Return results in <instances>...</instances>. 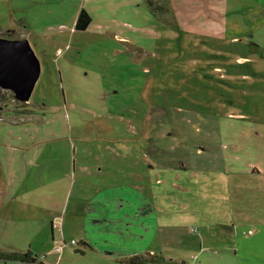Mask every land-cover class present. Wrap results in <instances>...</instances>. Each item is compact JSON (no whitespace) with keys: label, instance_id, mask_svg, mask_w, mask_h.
Listing matches in <instances>:
<instances>
[{"label":"rangeland","instance_id":"obj_1","mask_svg":"<svg viewBox=\"0 0 264 264\" xmlns=\"http://www.w3.org/2000/svg\"><path fill=\"white\" fill-rule=\"evenodd\" d=\"M152 1L0 0L40 63L32 105L0 100V188L30 191L0 201L1 252L264 264V0Z\"/></svg>","mask_w":264,"mask_h":264},{"label":"water","instance_id":"obj_2","mask_svg":"<svg viewBox=\"0 0 264 264\" xmlns=\"http://www.w3.org/2000/svg\"><path fill=\"white\" fill-rule=\"evenodd\" d=\"M40 75V63L26 39L0 38V88L27 103Z\"/></svg>","mask_w":264,"mask_h":264},{"label":"crops","instance_id":"obj_3","mask_svg":"<svg viewBox=\"0 0 264 264\" xmlns=\"http://www.w3.org/2000/svg\"><path fill=\"white\" fill-rule=\"evenodd\" d=\"M132 0H130L131 2ZM81 10H84L85 12H87L90 16V23L91 21L93 20V12L91 9L88 8V6H81L80 9L78 10L79 12ZM76 15H74L73 19L71 20V22H69L68 25L64 26L63 24H58L57 27L60 29V30H63V29H66L70 34H74L76 32L75 28H74V24H75V20H76V17L78 15V13ZM114 17H111L109 20H112ZM89 23V25H90ZM89 25L87 26V28L89 27ZM115 26H118L117 24H114ZM86 28V29H87ZM85 29V30H86ZM107 33L108 35H111V31L114 30V29H111L107 26ZM83 30V31H85ZM78 31V30H77ZM24 36V39H26V34L23 35ZM115 37V35H114ZM58 52V51H57ZM62 55V53L60 54ZM59 56V55H58ZM16 105V104H15ZM25 105H32L31 102H27L25 103ZM34 118H37L36 116H31V119L35 121ZM14 118L11 117V126H15V124H17V121L13 120ZM12 133V131H11ZM18 168H20L19 166H17ZM18 171V169H17ZM19 182V187H16L17 183ZM25 183H26V177L24 174H22V172L19 170L18 171V174L14 173V172H11V190L8 188V184L7 183H4L2 185V187L0 188V201H3L5 195L7 194V192H11V219L14 217L13 215L16 214V215H22L23 213H25V206L22 205L20 207H15V201H16V196H20V200L22 203H24L25 205H27L28 201H29V190H27L26 186H25ZM17 211H19V214H17ZM50 250V248L48 249V251ZM47 251V252H48ZM48 256H45V257H39L40 260H42V262L44 264H48V262L46 261V258ZM0 264H23V263H20V262H14V261H2L0 260Z\"/></svg>","mask_w":264,"mask_h":264},{"label":"trees","instance_id":"obj_4","mask_svg":"<svg viewBox=\"0 0 264 264\" xmlns=\"http://www.w3.org/2000/svg\"><path fill=\"white\" fill-rule=\"evenodd\" d=\"M148 3L151 7V10L153 13H156L158 9L160 8L163 11H166L163 7L160 6H154L155 1L153 2L152 0H148ZM167 13L169 14V11L167 10ZM159 16V15H158ZM169 16V15H168ZM171 16V15H170ZM169 18H172L170 17ZM160 17V16H159ZM166 23V25L169 26H175L176 23L173 21V23H170L169 20L167 21L166 19H163ZM173 20V19H172ZM90 23V16L87 12L84 10H81L75 20L74 28L75 30L78 31H83L87 28V26ZM6 94L10 97V99H7ZM0 100L3 102H11V104H16V105H25V103H19L15 100L13 93L9 90H4L0 88ZM149 257L153 258L154 255L148 254ZM0 260L2 261H14V262H20L23 264H44L42 260H40L36 255H32L29 251L27 252H1L0 251ZM148 259H145L143 255L140 254H131L125 259L126 264H145V262Z\"/></svg>","mask_w":264,"mask_h":264},{"label":"built area","instance_id":"obj_5","mask_svg":"<svg viewBox=\"0 0 264 264\" xmlns=\"http://www.w3.org/2000/svg\"><path fill=\"white\" fill-rule=\"evenodd\" d=\"M57 54L60 55L61 52L58 51ZM74 243H75L74 241H71V244H74ZM54 251H55L56 253H61V251H62V247H61V246H55V247H54Z\"/></svg>","mask_w":264,"mask_h":264}]
</instances>
